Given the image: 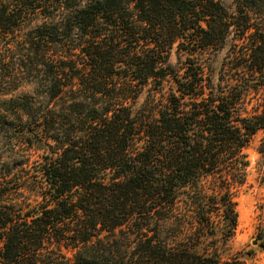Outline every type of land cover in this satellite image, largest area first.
Instances as JSON below:
<instances>
[{
	"label": "trees",
	"instance_id": "trees-1",
	"mask_svg": "<svg viewBox=\"0 0 264 264\" xmlns=\"http://www.w3.org/2000/svg\"><path fill=\"white\" fill-rule=\"evenodd\" d=\"M260 3L233 0L229 12L220 0H85L72 11L86 40L69 91L90 102L77 98L50 128L56 152L38 164L37 207L0 205V264H245L229 251L243 150L264 130ZM231 30L246 46L224 59L215 86L189 58L181 74L169 63L173 46L221 49ZM151 81L156 115L138 120L132 104ZM250 93H260L259 111L242 113Z\"/></svg>",
	"mask_w": 264,
	"mask_h": 264
},
{
	"label": "rangeland",
	"instance_id": "rangeland-1",
	"mask_svg": "<svg viewBox=\"0 0 264 264\" xmlns=\"http://www.w3.org/2000/svg\"><path fill=\"white\" fill-rule=\"evenodd\" d=\"M84 1L0 0V10L5 9L10 15L7 21L6 18L0 19L2 206L24 212L37 207L44 187L38 164L56 152L57 143L52 139L56 132L50 128L58 125L59 115L72 112H68L69 104L77 98L90 102L89 95L76 93V96L69 91L77 85L72 76L85 64L80 49L86 39L72 18V11ZM220 3L229 12L234 11L233 0H220ZM129 8L133 15V9ZM258 17V22L264 24V0H261ZM246 42V38L238 39L237 32L231 30L221 49L207 48L190 55L173 46L168 61L179 74L192 63L189 59L194 61L200 66L204 79L215 86L224 59L237 56ZM233 63L236 65L237 61L233 59ZM70 66L72 71L68 69ZM168 84L164 82L163 91H167ZM155 85L151 81L144 86L132 104V114L138 120L156 115V100L161 95ZM55 86L65 88L61 95L51 98ZM260 97V93L248 94L241 104L242 113L259 111ZM51 117L54 127H48ZM63 128L72 131L67 124ZM243 152L248 167L245 182L235 193L238 218L229 254H243L245 264H264V249L257 246V234L264 229V130L251 137ZM62 251L71 259V250Z\"/></svg>",
	"mask_w": 264,
	"mask_h": 264
}]
</instances>
